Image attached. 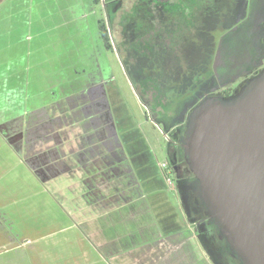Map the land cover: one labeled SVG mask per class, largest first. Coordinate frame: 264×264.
I'll list each match as a JSON object with an SVG mask.
<instances>
[{
	"label": "crops",
	"instance_id": "0c3cea01",
	"mask_svg": "<svg viewBox=\"0 0 264 264\" xmlns=\"http://www.w3.org/2000/svg\"><path fill=\"white\" fill-rule=\"evenodd\" d=\"M52 3L55 12L48 11ZM27 4L31 18L25 27L32 28L40 52L48 45L42 37H48L49 43L52 37H64L62 28L84 23L90 14L86 7L91 8V0H29ZM35 8L43 10L42 18H35ZM98 44L105 57L107 53H103L101 42ZM27 49L25 56L37 52L34 48L28 53ZM45 73L38 69L35 80L22 84H4L0 78V264H115L121 256L181 235V244L173 246L157 264H189L186 253L196 257L199 249L208 262L216 264L203 243L192 239L197 238L195 233L191 237L183 230L162 234L116 134L108 130L106 119L103 123L101 115L94 112L100 98L91 84L71 85L75 93L62 100L56 94L60 89L63 92L61 84L68 82L58 81L55 86L60 89L51 93L54 86L46 82ZM55 73L67 74L66 68ZM17 133L20 136L15 139ZM16 168H23L36 182L33 197L22 196L20 202L28 206L40 197L38 222L45 227L31 221L14 234L11 223H7L9 228L4 224L2 208L6 199L8 203L10 199L19 201L14 197ZM203 258H197L196 263L206 264Z\"/></svg>",
	"mask_w": 264,
	"mask_h": 264
},
{
	"label": "rangeland",
	"instance_id": "374dc122",
	"mask_svg": "<svg viewBox=\"0 0 264 264\" xmlns=\"http://www.w3.org/2000/svg\"><path fill=\"white\" fill-rule=\"evenodd\" d=\"M37 1L38 0H35V2ZM27 3H29V0L0 1V69L1 65L3 66V74L0 78L2 77V82L4 84L16 82L22 84L26 81L35 80L38 77V69H44L46 70V82L54 86L50 91L51 93L54 92L56 87L59 88V86H55L58 81L68 82L65 85L61 84V86H64V90L62 92L59 88L60 91L56 94L58 98H62L63 100L68 94L75 93V91H72L74 89L71 85L78 87L79 83H84L86 86L99 79L98 74L95 73L96 65H98L100 69H103V74L101 73L103 77H112V80L108 81L109 89L106 88L105 91V98L108 106L106 110L107 113L111 115L112 130L116 136H118L120 142L126 146L127 151L131 152V154L136 153L139 149L142 150L145 146L159 168L162 163L167 164L166 171L161 168L162 171L159 170L161 171L160 174H164L171 185L168 186L166 181L163 180L165 185L162 187V194L155 196L156 198L152 195V197H149L156 217L163 224L165 223L164 219L168 221V218H172L177 228L179 227L180 230H183L187 236L190 234V237L195 233L197 238L194 239L193 237L192 239L198 244L200 242L204 243V248H207L205 244L206 241L204 242V240H206L205 237L208 233V225L213 226V229L215 226L210 224V221H207V216L205 217L204 215L206 210L199 197L196 196L194 184H190L188 179H186L188 175H193L189 167L186 153L188 144L187 138L192 131L190 122V118L192 117L191 114H193L192 111H194L196 107L207 102L209 98H205L200 93L194 104L192 106L188 105L185 112L181 114L170 127L165 123H156L151 119L145 106L138 100L118 57L111 52H106L107 54H105L104 49L103 53L105 57H103L97 51L98 40L96 37H92V28L90 24L87 25V23L84 22L82 24L79 23L78 26H75L77 24L65 26L61 30V35L64 37H52L50 43L48 42V37H42V40L48 44L47 47H45L47 49L44 52L38 51L40 45L38 46L37 43L34 42L35 39H33L30 31L32 28L28 30L25 27L29 17L31 18L27 8L29 4ZM54 10V3H52L48 11L55 12ZM95 12L97 16L100 15L97 8ZM35 15L36 19L40 16L42 18L43 10L36 9ZM34 21L35 20L32 19V22ZM26 47L28 48V53H32L34 48L37 52L35 55L31 54L25 56ZM38 62L41 64H37ZM61 67L66 68L67 74L55 73V70ZM79 70L83 72H79ZM34 75H36V78H34ZM239 84H241V81H235L232 84V88L238 85V91L235 89L236 96L239 95V90L242 87H239ZM208 88L210 89V87ZM49 99L52 100V96ZM49 99L47 98V100ZM189 101L190 99H188L186 103H189ZM25 109H27L26 106ZM15 113L16 111H14V114ZM26 118L27 115L24 116L23 119ZM132 158L135 159L136 154H132ZM179 158H183L186 161L184 172L178 166ZM132 165L133 167L136 166V169H139L136 160L133 161ZM15 172L17 173L15 175L17 179H12L14 180V188L16 189L14 197L19 198V201H17L18 199H10L9 203L7 199L4 201L2 212L4 214L3 220L5 226L7 227V223H11L10 231L14 234H16L17 231L19 232V226L24 229L31 221L37 224V226L45 227L43 222H38L37 214V211L38 213L41 212L42 208H40V206L42 205V199L37 197L35 199L37 201L31 202L32 205L28 203V206L27 202H20L22 196L28 198L29 195L33 197L36 189L34 183L36 184V182L32 177L26 176L23 168H16ZM193 195L194 197L191 198ZM45 204L46 201L43 204V209H45ZM33 205H35L34 208ZM195 210H199L202 214L197 220L191 215ZM44 212H47L46 209ZM6 213L9 214L10 217H8ZM7 228H9V226ZM215 232H217V230H215ZM220 236L222 237V235ZM179 237L181 238L182 235L176 236L174 239H163L157 242V244L151 245L149 248H143L140 251L129 253L126 257L121 256L117 258V263L115 264H157L159 261H163V259L173 251V246V248H175L177 244H181L182 241ZM179 241L181 242L178 243ZM198 244L195 246L198 247ZM208 246L211 247L209 244ZM223 250L226 252L229 259L227 257V259H225L226 262H224V260H221L219 257L221 264H237L236 261L239 263L226 243L222 252ZM204 251L207 252L206 249H204ZM198 252L199 255L196 257L191 256V254V257H188L186 253V257L190 260L189 264H197V258L203 257V262L211 264L210 261H207L202 250L199 249ZM181 258L184 259L182 254ZM183 261L184 260H181V263ZM185 262L187 261L185 260Z\"/></svg>",
	"mask_w": 264,
	"mask_h": 264
},
{
	"label": "flooded vegetation",
	"instance_id": "af4514ba",
	"mask_svg": "<svg viewBox=\"0 0 264 264\" xmlns=\"http://www.w3.org/2000/svg\"><path fill=\"white\" fill-rule=\"evenodd\" d=\"M90 5L91 8L86 7L90 14L84 22L97 33L98 42H101L99 22L104 23L111 37L112 49H103L118 57L126 76L119 55L129 57L130 54L127 71L135 80L131 82L127 78L133 90V85L140 84L137 79L139 70L151 71L153 67L161 68L165 63H171L175 81L190 91L187 98L190 101L186 103L184 98V107L177 119L188 105L194 104L200 93L208 100L228 101L236 97L238 85L232 88L235 81H241L240 94L264 72V0H91ZM96 8L99 16L96 15ZM139 40H144V49L139 50L135 46ZM103 71L96 65L95 73L99 79L91 84V89L100 98L98 104L94 105V112L101 115L103 123L106 119L110 131L111 115L107 113L108 106L102 97L112 77H103ZM8 129L13 130L11 125H8ZM13 136L17 139L20 135L17 133ZM118 143L124 150L127 165L132 167L119 138ZM178 164L184 172L186 161L179 158ZM186 179L194 184L193 175H188ZM196 196L199 197L197 191ZM191 215L195 220L202 216L199 210ZM204 215L209 221L208 215ZM215 230L207 228L204 242L211 245L208 249L212 255L214 251L217 259L226 262L221 255L223 252L217 254V251L224 249L226 242Z\"/></svg>",
	"mask_w": 264,
	"mask_h": 264
},
{
	"label": "water",
	"instance_id": "95a60500",
	"mask_svg": "<svg viewBox=\"0 0 264 264\" xmlns=\"http://www.w3.org/2000/svg\"><path fill=\"white\" fill-rule=\"evenodd\" d=\"M192 113L186 155L210 224L240 264H264V72Z\"/></svg>",
	"mask_w": 264,
	"mask_h": 264
},
{
	"label": "trees",
	"instance_id": "16d2710c",
	"mask_svg": "<svg viewBox=\"0 0 264 264\" xmlns=\"http://www.w3.org/2000/svg\"><path fill=\"white\" fill-rule=\"evenodd\" d=\"M99 29H100V35H101L100 38H101L103 48L106 51L111 50L112 49L111 37H110L109 31L106 29L102 21L99 22ZM155 38L156 37H154V39ZM140 40H139V43L135 45L138 47L139 50L144 49L143 47L145 45L144 40L143 41H140ZM153 51H154V48L152 52ZM138 54L140 55L141 52H138ZM119 56L123 63V66H124V69L126 71L128 78H130L131 82L134 81L135 80L134 77L127 71V62L130 59V54H129V57L128 56L123 57L122 54ZM133 59L135 58L132 55L131 60ZM170 66H172L171 63L167 62L161 68L153 67L151 71L139 70L137 79L140 81V84L138 86L136 84L133 85L136 95L138 96L142 105L145 106V108L149 112L151 119L155 121L156 123H165L168 127L175 123V120L177 119L176 117L182 111L184 107V98L187 101V98L190 97L189 89L184 88L180 83L175 81L176 77L171 72ZM108 86H109V83L106 85V88L109 89ZM104 97H105V94H104ZM105 100L106 99L104 98L103 101L105 102ZM124 147L127 151L126 146ZM127 153H128L127 156L131 161V165L133 161L136 160V163L139 169H136V166L133 167V165H132V169L137 179L140 182L142 191L147 196L149 206L151 210L153 211L155 218L157 219V222L159 224V227L161 228L162 234L165 236V235H169V234H172L180 230V228L179 227L177 228L175 223L172 221V218H168V221L167 219H164L165 223L164 224L161 223L160 220H158V218L156 217L153 205L149 201V197H152V196L155 197V196H159L160 194H162V187L163 185H165L163 180L166 181L167 178L164 176V174L162 175L160 174L162 170L156 165L151 154L147 151V148L144 146L142 150L139 149L136 151V153H132V154H136L135 159L132 158L131 152L127 151ZM208 228L213 229V226L208 225ZM206 250L211 255V258H213V261L216 262V264H218L220 260L217 259V257L214 255V251L212 255V252L209 251L208 249V245H207ZM217 252H218L217 254L220 255L222 252V249H220ZM221 255L225 259H227L228 257L226 256V252L224 250Z\"/></svg>",
	"mask_w": 264,
	"mask_h": 264
},
{
	"label": "built area",
	"instance_id": "2783aa9c",
	"mask_svg": "<svg viewBox=\"0 0 264 264\" xmlns=\"http://www.w3.org/2000/svg\"><path fill=\"white\" fill-rule=\"evenodd\" d=\"M160 168H161L162 170L167 169V164H166V163H162V164L160 165ZM166 183H167L168 186L171 185V183H170V181H169L168 179H166Z\"/></svg>",
	"mask_w": 264,
	"mask_h": 264
}]
</instances>
